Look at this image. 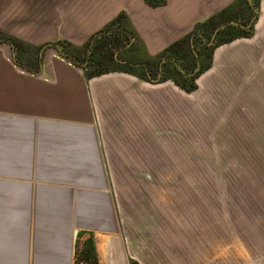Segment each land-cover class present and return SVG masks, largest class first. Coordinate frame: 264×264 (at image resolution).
<instances>
[{
    "label": "crops",
    "instance_id": "0c3cea01",
    "mask_svg": "<svg viewBox=\"0 0 264 264\" xmlns=\"http://www.w3.org/2000/svg\"><path fill=\"white\" fill-rule=\"evenodd\" d=\"M234 1L7 2L0 12V264H77L84 240L98 264L175 256L153 250L173 223V202L162 190L153 199V176L164 175L153 172V144L189 126L190 95L150 73L148 81L122 71L90 77L87 61L71 56L125 13L139 58H153Z\"/></svg>",
    "mask_w": 264,
    "mask_h": 264
},
{
    "label": "rangeland",
    "instance_id": "374dc122",
    "mask_svg": "<svg viewBox=\"0 0 264 264\" xmlns=\"http://www.w3.org/2000/svg\"><path fill=\"white\" fill-rule=\"evenodd\" d=\"M262 1L251 37L221 46L217 65L197 78L196 90L182 89L190 95L189 126L174 127L167 139L159 137L153 144V172L164 174L153 176V199L160 201L162 190L168 205L173 202V214L167 217L173 223L163 226L153 250L168 248L175 255L153 257V264L176 257L178 264H199L204 259L206 264H251L264 258ZM7 2L11 0H0V12ZM114 58L120 64L117 53ZM77 62L85 64L82 59ZM116 63H105L99 71L117 69ZM90 250L89 240L79 241L77 264H87L84 255Z\"/></svg>",
    "mask_w": 264,
    "mask_h": 264
},
{
    "label": "trees",
    "instance_id": "16d2710c",
    "mask_svg": "<svg viewBox=\"0 0 264 264\" xmlns=\"http://www.w3.org/2000/svg\"><path fill=\"white\" fill-rule=\"evenodd\" d=\"M165 3L166 0H147V4L153 7L165 5ZM252 4L251 6L247 0H235L231 5L212 16L207 21L198 23L191 34L177 41L161 54L153 58H148L146 61L139 58V55L136 53L132 57V61L137 65L143 64L146 66L148 63L149 65L151 63L153 66L154 63L158 64L161 60H172V63L168 64L166 68L171 65L174 72L171 73L172 71L169 72L163 69L164 73L157 78L155 77V79H158L160 83L173 80L181 89L187 92H193L196 90V79L212 67L213 55L217 48L233 42L236 39L251 37L254 32V26L258 20L261 0H252ZM231 22H235V24H231ZM218 28H220L219 32L212 41V45L210 48H205L203 52L207 58V62L201 65V68L194 76H191V71L194 70L192 64L193 55L191 49H189V42L192 35L198 33V35L202 37V40H206L209 43V41L211 42L213 33ZM10 39L13 44L17 43L16 39ZM139 42L140 40L135 29L131 25L129 17L125 13H121L101 31L96 33L83 48L79 49L78 51L81 52L79 55H73L71 57L75 62L78 59H82L84 62L87 61V69L91 71L90 77L104 75L111 71H122L139 74V77L148 81L147 74L150 73L153 76V71L147 68L146 71L137 69L139 71L137 72L135 68L117 64L114 58L117 52H120L128 45H131V48H135L136 52L139 51V49H141L140 45H138ZM61 46L63 47V44H61ZM143 61L146 62L142 63ZM109 62L116 63L117 69L99 71V68L103 64ZM178 66L179 69L177 70ZM178 78L184 80V84L179 83ZM89 245L91 250L85 253L84 262L87 264H98L91 242H89ZM132 264L138 263L133 262Z\"/></svg>",
    "mask_w": 264,
    "mask_h": 264
},
{
    "label": "flooded vegetation",
    "instance_id": "af4514ba",
    "mask_svg": "<svg viewBox=\"0 0 264 264\" xmlns=\"http://www.w3.org/2000/svg\"><path fill=\"white\" fill-rule=\"evenodd\" d=\"M219 29L220 28L216 29V31L213 33V35L211 37V42L209 41V43L206 40H202V37L200 35H198V33H196L195 35H192V37H191V42H192L191 52H192V55H193L192 64H193L194 70L191 71L192 72L191 76H194L195 73L201 68V65H203V64H205L207 62V58L205 57L203 52H204L205 48H210V46L212 45V41L214 40V38L217 36V34L219 32ZM216 32H217V34L215 35ZM214 35H215V37H214ZM136 53L137 52H136L135 48H133V47L131 48L130 46L129 47L127 46L126 48H124L123 50L118 52V54L120 55V58H121L120 64L129 66L131 68H135L136 70L137 69H143V70L146 71L147 68H148L149 70L153 71V79L155 77L157 78L158 76L163 74L164 73L163 69L167 70L169 72L172 71L171 73L174 72V69H173V67H171V65H169L166 68V66L168 64L172 63V60L171 61H163V60H161L158 64L154 63L153 66L151 65V63H150V65L148 63L149 66L148 65L145 66L143 64H139V65L134 64L133 61H132V57ZM121 61H124L126 63H122ZM146 61H143L142 63H145ZM151 66H152V69H151ZM178 69H179V66L177 67V70Z\"/></svg>",
    "mask_w": 264,
    "mask_h": 264
},
{
    "label": "water",
    "instance_id": "95a60500",
    "mask_svg": "<svg viewBox=\"0 0 264 264\" xmlns=\"http://www.w3.org/2000/svg\"><path fill=\"white\" fill-rule=\"evenodd\" d=\"M247 1H248L251 5H253V4H252V0H247ZM217 32H218V31H217ZM217 32L215 33V35L217 34ZM215 35H214V37H215ZM214 37H213V38H214ZM121 62H122V63H126V62H124V61H121ZM153 82H155L154 79H153Z\"/></svg>",
    "mask_w": 264,
    "mask_h": 264
}]
</instances>
